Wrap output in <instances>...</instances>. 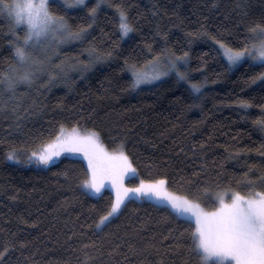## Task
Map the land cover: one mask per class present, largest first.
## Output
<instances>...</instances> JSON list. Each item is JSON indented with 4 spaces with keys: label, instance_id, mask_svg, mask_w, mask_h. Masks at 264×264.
<instances>
[{
    "label": "trees",
    "instance_id": "16d2710c",
    "mask_svg": "<svg viewBox=\"0 0 264 264\" xmlns=\"http://www.w3.org/2000/svg\"><path fill=\"white\" fill-rule=\"evenodd\" d=\"M97 3L51 1L50 11L80 37L40 56L31 85L12 93L0 83V251L8 248L0 264H203L194 223L171 208L131 198L97 228L114 196L83 187L85 159L63 155L43 165L28 157L61 126L78 127L98 132L109 152L123 147L136 169L130 186L166 177L167 191L207 210L218 207V193L247 194L248 179L264 191V129L256 123L264 81L254 80L264 64L231 69L217 44L249 43L248 27L264 23V0H103L93 16ZM116 5L133 26L126 36ZM22 36L0 14V80L13 66L23 71L14 47ZM170 57H184L176 63L187 79L168 67ZM153 62L166 74L133 88L128 65L143 71ZM13 150L16 160L8 159Z\"/></svg>",
    "mask_w": 264,
    "mask_h": 264
},
{
    "label": "snow or ice",
    "instance_id": "6c2138e0",
    "mask_svg": "<svg viewBox=\"0 0 264 264\" xmlns=\"http://www.w3.org/2000/svg\"><path fill=\"white\" fill-rule=\"evenodd\" d=\"M103 0H98L95 7L89 9L95 16L97 8ZM67 7H87V0H64ZM119 28L123 35L133 31V26L128 21L127 13L119 5ZM0 14L6 15L15 25H26L27 35L23 37V45L17 44L15 48L16 58L23 68H16L11 73H4V79L0 83L6 85L9 92L14 93L20 84L31 85L35 72V65H42L43 61L34 59L27 48L30 42H39L41 38H75L80 33H73L68 27L65 19L54 15L49 8V0H0ZM83 29H81V32ZM250 34L249 43L242 48H232L223 41H217L220 45L221 55L226 57L230 67L241 63L246 56L264 64V23H254L248 27ZM187 53L184 54V57ZM184 57H170L169 68H175L180 79H187L185 73L180 72L176 61ZM99 58V57H97ZM158 59V58H157ZM157 67L153 62V68ZM42 70V69H37ZM133 80L131 86L138 88L141 84L150 83L165 75L162 69L148 73L140 70L135 64L128 65ZM264 81V73H260L255 79ZM54 74L50 75L51 80ZM192 87L199 91L201 85L193 83ZM242 107H249V102L239 101ZM256 123L264 129V118L258 119ZM64 153H80L87 161V178L83 181V187L91 193L99 194L105 187V181H111L109 187L115 190V200L110 205V210L101 215L97 222V228L110 223V217L120 212L125 200L130 194L145 196L149 199H157L168 204L175 213L186 220L195 222L192 232L193 250L200 256L203 264H264V191H256L253 181H246L248 193L231 190L230 200L226 199L228 192L217 194L219 206L213 211H206L198 202L187 197H177L167 191L168 179L141 181L138 186L129 188L124 184V178L129 174H135L127 153L121 149L118 152H109L100 139V134L94 130H87L81 134L78 127L70 132H65L63 126L61 131L51 142L41 145L40 149L33 151L28 157L29 161L35 159L37 163L48 165L55 162V158ZM8 159L16 160L18 156L13 150L8 154ZM247 177V173L245 174ZM264 180V176L259 177ZM87 247V245H85ZM8 252L5 247L0 251V260Z\"/></svg>",
    "mask_w": 264,
    "mask_h": 264
},
{
    "label": "rangeland",
    "instance_id": "374dc122",
    "mask_svg": "<svg viewBox=\"0 0 264 264\" xmlns=\"http://www.w3.org/2000/svg\"><path fill=\"white\" fill-rule=\"evenodd\" d=\"M51 1H56V2H58V3H60V4H62V5H64V6H66L65 5V3H64V0H49V3L51 2ZM67 7V6H66ZM75 7H77V6H75ZM68 8H74V7H68ZM5 17L10 21V19L5 15ZM12 24H13V26L17 29V28H19V29H21V30H23L24 31V36H22L21 38H20V40H18V42H17V44L19 43V44H21V45H23V37H25L26 35H27V30H26V25H19V26H17V25H15L13 22H12ZM22 34H23V32H22ZM16 39H18V38H16ZM73 38H63V39H61V38H57V39H53V38H51V37H49V38H41V40L37 43V42H35V41H32V42H30V47L29 48H27L26 49V51H28L29 53H30V55L34 58V59H39L40 61H41V58H40V56L42 57V59H44L43 57H44V55L46 54L47 55V50L49 49H52V48H56V47H58V46H61V45H65L66 43H68L70 40H72ZM16 44V45H17ZM16 45L14 46L15 48H16ZM226 58V57H225ZM227 60V59H226ZM243 61H250V62H252V63H260L259 61H257V60H255V59H253V58H251L250 56H246L245 57V59L243 60ZM242 61V62H243ZM241 62V63H242ZM18 64H19V62H18ZM240 64V63H239ZM239 64H237V65H235V66H232V67H230L231 69H234L235 67H237ZM20 65V64H19ZM21 66V65H20ZM34 67H36L37 69H42L43 68V64L42 65H35ZM14 68V66L11 68V70ZM23 69V68H22ZM37 69H35L34 70V68H33V71L35 72V74H37L38 73V71H41V70H37ZM10 70V71H11ZM143 71H145V72H148V73H153L154 71H158V66L154 69L153 68V65H151V66H149V67H147V68H145ZM156 80V79H155ZM152 81H154V80H152ZM151 81V82H152ZM63 129H64V131L65 132H70L71 130H68V129H66V128H64L63 127ZM60 131H61V129H60ZM60 131H59V133H60ZM58 133V134H59ZM55 139V138H54ZM53 139V140H54ZM63 155H70V156H77V157H81V158H84L83 157V155L82 154H80V153H75V154H69V153H64V154H62L61 156H63ZM60 156V157H61ZM60 157H58V158H55V161L56 160H58ZM86 161V160H85ZM87 162V161H86ZM40 164H42V163H40ZM44 165V164H43ZM132 176H134V174H129L128 176H126L125 178H124V184L125 185H127L129 188H133V187H136V186H138V185H136V186H130V185H128L127 183H126V180L127 179H129L130 177H132ZM111 184V181H105V187L102 189V191L101 192H103L104 190H110L112 193H113V196H114V200H115V190H114V188H111V187H109V185ZM100 192V193H101ZM169 192V191H168ZM228 192V196L226 197V199H229L230 200V197H231V191H227ZM91 193V192H90ZM99 193V194H100ZM170 193V192H169ZM92 194H94V193H92ZM95 195H98V194H95ZM173 195H175V194H173ZM175 196H177V197H181V196H178V195H175ZM131 198H135V199H143V200H149V201H152V202H154V203H157V204H161V205H165V206H167V207H169V208H171L168 204H166V203H163V202H161V201H159V200H157V199H149V198H147V197H145V196H140L139 194H136V196L135 197H133L131 194H130V197H129V199H131ZM128 200V199H127ZM127 200H125V202L127 201ZM124 202V203H125ZM124 205V204H123ZM123 205L121 206V209H122V207H123ZM218 206H219V204H218ZM204 208V207H203ZM121 209H120V211H121ZM172 209V208H171ZM205 209V208H204ZM173 210V209H172ZM206 211H213V210H207V209H205ZM174 211V210H173ZM175 212V211H174ZM120 213V212H119ZM118 213V214H119ZM118 214H116V215H118ZM115 215V216H116ZM114 216V217H115ZM113 217H110L109 219H112ZM184 218V217H183ZM190 220V219H189ZM190 221H192L193 223H194V225H195V222L193 221V220H190Z\"/></svg>",
    "mask_w": 264,
    "mask_h": 264
}]
</instances>
